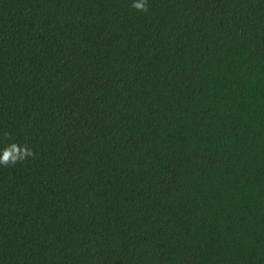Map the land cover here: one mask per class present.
<instances>
[{
	"label": "trees",
	"instance_id": "trees-1",
	"mask_svg": "<svg viewBox=\"0 0 264 264\" xmlns=\"http://www.w3.org/2000/svg\"><path fill=\"white\" fill-rule=\"evenodd\" d=\"M148 3L0 0V264H264V0Z\"/></svg>",
	"mask_w": 264,
	"mask_h": 264
},
{
	"label": "clouds",
	"instance_id": "clouds-1",
	"mask_svg": "<svg viewBox=\"0 0 264 264\" xmlns=\"http://www.w3.org/2000/svg\"><path fill=\"white\" fill-rule=\"evenodd\" d=\"M131 8L139 12L149 11L148 0H132ZM0 139L3 147H0V167H15L17 164H24L28 159L37 158V152L33 146L14 140L8 131L0 132Z\"/></svg>",
	"mask_w": 264,
	"mask_h": 264
}]
</instances>
